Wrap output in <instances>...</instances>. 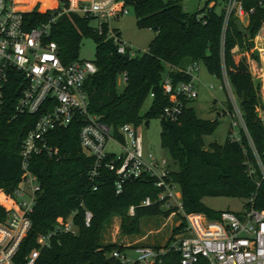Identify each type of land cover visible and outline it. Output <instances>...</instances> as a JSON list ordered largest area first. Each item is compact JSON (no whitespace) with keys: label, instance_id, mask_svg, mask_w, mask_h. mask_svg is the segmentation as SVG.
<instances>
[{"label":"trees","instance_id":"1","mask_svg":"<svg viewBox=\"0 0 264 264\" xmlns=\"http://www.w3.org/2000/svg\"><path fill=\"white\" fill-rule=\"evenodd\" d=\"M121 1L123 6L131 7L138 28H149L154 33L146 50L139 55L124 58L116 53L112 38L106 35L107 24L102 23L98 31L90 24L94 20L92 16L67 11L50 23L47 38L55 42L62 63L77 59L78 44L83 37H90L94 42L91 61L95 72L83 86L88 112L109 126L112 134L123 123L136 126L159 118L160 147L167 153L171 166L168 177L179 189L185 212L216 218L220 210L208 208L202 199L221 196L242 200V209L235 212L237 215L250 208L264 210V183L244 134L240 132L238 142L226 136L222 143L213 141L205 145L203 137L213 133L218 125L217 118L198 117L191 101L184 99L180 100L181 110L174 121L164 118L162 109L169 101L161 89L164 77L173 86L186 81L189 77L184 69L192 63H201L220 81L224 74L237 100L248 137L261 156L264 121L257 116L256 108L264 111V104L259 83L253 81L250 73L248 59L258 60L257 52L252 49L253 38L264 19V6H259L256 0H240L244 10L252 8L244 26L247 33L243 35L233 25L235 17L232 15L222 31V6L204 4L194 12H187L180 0ZM56 13V9L44 12L31 9L23 11L22 17L25 27L31 28ZM198 14L201 16L197 18ZM111 30L119 36L118 31ZM243 52L248 53L247 58ZM122 75L125 81L118 89L117 78ZM23 86L22 75L9 70L0 87V191L6 195L13 191L19 179L20 141L37 118L36 115L14 113V104ZM261 89L264 90V80ZM146 97L150 98V103L141 113ZM79 127L80 120L74 118L66 127L50 130L47 143L57 149V156L39 153L30 159V169L37 176L39 190L28 214L30 226L14 253L13 264H24V256L33 247H38L33 264H141L121 263L110 255L112 251L124 252L127 248L101 241L105 225L112 216H117L122 234H136L140 217L156 214L167 217L172 210L162 209L156 201L158 190L147 176L125 182L121 192L115 194L114 175L102 168L94 180L97 187L92 190L93 182L88 178L92 159L80 149ZM247 163L253 168L251 174L247 171ZM145 197L150 199L149 205L140 204ZM0 202L5 204L1 199ZM128 206H133L132 215L127 214ZM84 210L91 213L87 226L83 224ZM71 211H74V233L56 232L50 237L48 246L39 247L37 237L51 231L53 224L61 223ZM175 215L179 217V224L174 231L178 232L185 222L178 213ZM5 216L0 205V221ZM148 264L180 263L175 252L166 251L158 261ZM195 264H205V261L201 259Z\"/></svg>","mask_w":264,"mask_h":264},{"label":"built area","instance_id":"2","mask_svg":"<svg viewBox=\"0 0 264 264\" xmlns=\"http://www.w3.org/2000/svg\"><path fill=\"white\" fill-rule=\"evenodd\" d=\"M264 6V0H256ZM222 6V31L232 15L246 24L247 14L252 10H244L240 0H203V5ZM121 0H65L54 5L57 10L46 22L31 28L24 25L22 10L14 5V0H0V87L6 80L9 70L18 71L24 80V86L14 104L15 114H31L37 118L24 133L18 149L19 179L13 191L6 195V212L0 221V264H13V256L21 239L25 236L30 220L28 214L32 210L36 193L39 190L37 176L30 169L33 155L44 153L57 156L55 147L47 143L50 130L66 127L74 118L80 120L78 142L81 151L91 157L92 164L88 170V178L96 189L94 180L102 168L112 171L114 193L119 194L125 182L147 176L157 188L156 201L164 209H172L169 214L178 213L185 222L181 232L166 246H135L132 256L124 252L112 251L110 255L121 263L137 262L148 264L158 261L166 251L178 255L180 264H195L204 260L205 264H264V210L248 209L237 215L231 210H220L216 218H207L202 213L185 212L181 205L180 192L177 185L168 177L170 168L164 157H155L144 151L137 126L123 123L112 134L109 126L101 123L98 117L87 110V98L84 91L85 80L95 72L91 60L74 59L62 63L56 53L55 42L47 37L50 23L55 17L67 11L79 15L92 16L94 27L99 31L102 23L107 24L106 35L111 37L115 51L121 55L132 57L135 51L108 26V19L126 10ZM217 9V8H216ZM198 14L196 17H200ZM245 26V25H244ZM243 26V27H244ZM264 36V19L254 37ZM197 63L186 66V81L174 86L167 77L161 81L163 94L167 95L169 104L163 107L162 116L174 121L181 110V99L192 101L196 97L194 80ZM125 76H119L117 82L124 83ZM220 88L225 92L228 110L221 107L220 115H227L229 121L230 140L238 142L242 132L251 149L260 180L264 183V151L259 156L248 137L245 125L228 81L222 75ZM210 87V85H209ZM152 93L149 94V97ZM260 120V108H256ZM237 127V129H235ZM109 145V146H108ZM109 148V149H108ZM248 173L253 168L247 163ZM150 199L143 198L141 205H149ZM74 211L69 212L63 221L53 224L51 231L41 234L36 242L39 247L48 246L50 237L56 232L74 233L72 222ZM127 214H133V206H128ZM91 218L88 210L83 212V224L87 226ZM38 254V247H33L24 256V264H33Z\"/></svg>","mask_w":264,"mask_h":264},{"label":"rangeland","instance_id":"3","mask_svg":"<svg viewBox=\"0 0 264 264\" xmlns=\"http://www.w3.org/2000/svg\"><path fill=\"white\" fill-rule=\"evenodd\" d=\"M56 2L58 3V0H21L19 1V4L24 9L22 11H30L31 9H36L39 12H44L45 10L53 9ZM180 4L185 11L194 12L196 9L200 8L203 5V0H180ZM39 8H41V10ZM124 8L126 10L125 13H118L115 17H111L108 19V26L109 28L118 31L119 38L122 41L126 42L135 51V54L139 55L146 50L147 44L153 37L154 33L149 28H138L135 24V17L131 7L125 6ZM90 24L94 26L95 21L91 20ZM252 49L257 52L258 60L254 61L248 59V66L253 77V81L258 82L260 87L261 80H264V54L262 53L264 52V36L255 42L253 39ZM260 49H262V51H260ZM93 53V40L90 37H83L78 44L77 58L91 60L93 58ZM237 53L239 54V52ZM243 55L247 58L248 53L243 52ZM195 76L196 79L194 80V84L196 88V97L190 103L192 108L194 109L195 114L203 119H212L216 117L218 120V125L213 133L204 136L203 142L205 145L213 141L222 143L227 136L229 121L230 119H233L229 118L225 114L220 115L221 107H225V109L228 110L229 106L225 92L220 88L222 82L215 76L209 74L201 63H198L197 65ZM117 87L118 89H121L122 83L119 82ZM259 92L260 95L262 92V97L264 99V90L262 91L261 87L259 88ZM149 103L150 98L146 97L140 108L141 113H143L147 109ZM257 114H259L258 111ZM260 117L264 120V111L260 112ZM136 126L141 138L142 149L144 151L151 152L155 157H164L168 160L167 153L160 147L159 118H151L146 123L141 122ZM235 129H237V127H235ZM168 167L171 168V166ZM0 195L2 197L0 199L5 202V204L1 202L0 204L6 206V200L3 199L4 197L1 191ZM202 202L205 206L214 210L227 209L234 212H239L242 209V200L237 198L224 196L204 197L202 199ZM118 224V217L112 216L108 224H106L103 229L101 241L103 243L115 242L122 246H126L127 249L125 248V253L130 257L132 256L131 247H163L164 245H166V243L168 244L182 230L180 229L178 230V232L174 231V228L179 224V217H177V215L175 214H169L167 217H163L161 214L142 216L138 220V233L131 235L122 234L119 231Z\"/></svg>","mask_w":264,"mask_h":264},{"label":"water","instance_id":"4","mask_svg":"<svg viewBox=\"0 0 264 264\" xmlns=\"http://www.w3.org/2000/svg\"><path fill=\"white\" fill-rule=\"evenodd\" d=\"M233 25L235 26L236 30L239 33H242L243 35H246L247 31L246 29L240 24L239 20L237 18L233 19ZM124 58H127V55H123Z\"/></svg>","mask_w":264,"mask_h":264},{"label":"bare ground","instance_id":"5","mask_svg":"<svg viewBox=\"0 0 264 264\" xmlns=\"http://www.w3.org/2000/svg\"><path fill=\"white\" fill-rule=\"evenodd\" d=\"M14 5H15V7H16L17 9H19V10H24L23 7L20 6L18 0H14ZM254 40H255V41H258V40H259V37H255ZM257 43H258V42H257ZM261 50H262V49H260V51H261Z\"/></svg>","mask_w":264,"mask_h":264},{"label":"crops","instance_id":"6","mask_svg":"<svg viewBox=\"0 0 264 264\" xmlns=\"http://www.w3.org/2000/svg\"><path fill=\"white\" fill-rule=\"evenodd\" d=\"M241 25L244 26L245 23L241 21ZM253 39H255V37H254ZM259 39H261V38H259ZM254 42H255V40H254ZM255 44H256V43H255ZM257 69H258V68H257ZM260 87L262 88V80H261V86H260ZM261 99H262L263 102H264V99H263V97H262V92H261ZM190 105H191V104H190Z\"/></svg>","mask_w":264,"mask_h":264}]
</instances>
